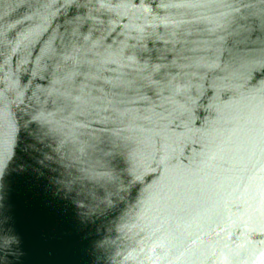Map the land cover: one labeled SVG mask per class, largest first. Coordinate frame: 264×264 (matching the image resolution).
<instances>
[{"label": "water", "instance_id": "obj_1", "mask_svg": "<svg viewBox=\"0 0 264 264\" xmlns=\"http://www.w3.org/2000/svg\"><path fill=\"white\" fill-rule=\"evenodd\" d=\"M0 264H264V0H0Z\"/></svg>", "mask_w": 264, "mask_h": 264}]
</instances>
